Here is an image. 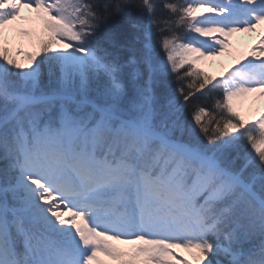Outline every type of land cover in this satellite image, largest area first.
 <instances>
[{"label":"snow or ice","instance_id":"1","mask_svg":"<svg viewBox=\"0 0 264 264\" xmlns=\"http://www.w3.org/2000/svg\"><path fill=\"white\" fill-rule=\"evenodd\" d=\"M249 98L264 0H0V264H264Z\"/></svg>","mask_w":264,"mask_h":264},{"label":"rangeland","instance_id":"2","mask_svg":"<svg viewBox=\"0 0 264 264\" xmlns=\"http://www.w3.org/2000/svg\"><path fill=\"white\" fill-rule=\"evenodd\" d=\"M180 2L184 3V2H187V0H180ZM28 13H29V10L25 9L24 14H28ZM254 34H256L257 37H259L258 32L257 33H245L243 35L239 34L237 38L232 37L234 48L238 49L240 52L247 51L251 47L250 43L255 42V39H253ZM244 40H248L249 43H244ZM162 56H163V52L161 53V57ZM234 59H235L234 55L225 53L224 55L220 57L214 58L213 60L211 59V60L203 62L201 66L204 67L205 70L210 72L212 75L218 77L230 64L234 63ZM208 66L212 67L213 70H211ZM215 68H219L220 70L215 71ZM255 105H260L264 107V101H262L261 99L254 100L252 98L244 101L242 111L245 113L248 119H255L257 116H259L260 111H253V110L250 111V109ZM246 146L247 147L245 148V150L248 151L249 146L247 144ZM3 167H4V162L2 161L0 169H2ZM0 178H2V176H0ZM185 255H188V254L185 253ZM179 258L180 257H177V259Z\"/></svg>","mask_w":264,"mask_h":264},{"label":"trees","instance_id":"3","mask_svg":"<svg viewBox=\"0 0 264 264\" xmlns=\"http://www.w3.org/2000/svg\"><path fill=\"white\" fill-rule=\"evenodd\" d=\"M171 2H177V0H171ZM179 2H180V0H179ZM112 27L115 28V29H120L122 27H126V22H124L120 17H114L113 21H112ZM158 51H159V49H158ZM161 53L162 52H160V55H161ZM172 86L175 87V84L173 83ZM198 100H200V102L204 103L206 107H209V108L211 107V103L212 102L210 100L205 102L203 97H199V96H198ZM246 147H247L246 144H244V149ZM1 162L2 161H0V166H1ZM0 176H2V174H0Z\"/></svg>","mask_w":264,"mask_h":264},{"label":"bare ground","instance_id":"4","mask_svg":"<svg viewBox=\"0 0 264 264\" xmlns=\"http://www.w3.org/2000/svg\"><path fill=\"white\" fill-rule=\"evenodd\" d=\"M239 34H241V35H243V34H245V33H238V34H235L233 37L234 38H237V36L239 35ZM258 38L259 37H257V35L256 34H254L253 35V39H255V42H253V43H250V46L251 45H253L254 43H256V41L258 40ZM244 43H249V41L248 40H244ZM213 60V59H212ZM222 62V61H221ZM211 70H213V68L212 67H210V66H208ZM220 69L219 68H215V71H219ZM250 99V98H249ZM262 101H264V99H261ZM251 110H253V111H264V107H262V106H260V105H255V106H253L251 109H250V111Z\"/></svg>","mask_w":264,"mask_h":264}]
</instances>
